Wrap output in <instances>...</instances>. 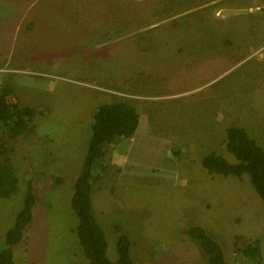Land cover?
<instances>
[{
	"label": "rangeland",
	"instance_id": "1",
	"mask_svg": "<svg viewBox=\"0 0 264 264\" xmlns=\"http://www.w3.org/2000/svg\"><path fill=\"white\" fill-rule=\"evenodd\" d=\"M118 1L0 0V85L21 107L48 108L9 140L19 189L0 198V252L33 182L38 201L13 248L16 264H89L76 232L75 177L97 109L118 101L140 124L111 145L110 169L92 192L109 258L118 260L121 226L137 264H208L187 235L199 225L228 264H257L235 250L237 237L242 246L260 241L264 264V200L251 177L202 166L212 153L238 162L225 144L233 126L264 147V0L196 12L153 4L149 20L141 4L130 18L134 1Z\"/></svg>",
	"mask_w": 264,
	"mask_h": 264
},
{
	"label": "trees",
	"instance_id": "2",
	"mask_svg": "<svg viewBox=\"0 0 264 264\" xmlns=\"http://www.w3.org/2000/svg\"><path fill=\"white\" fill-rule=\"evenodd\" d=\"M200 4L201 1L193 3L195 6H201ZM13 98L16 100L13 90L0 85V198L3 199L16 195L19 189V179L10 158L12 148L9 140L16 141L26 132L32 131L36 118L48 112L47 107H21L18 101L13 102ZM139 119L138 112L132 105L118 101L100 105L94 115L88 151L80 173L76 174L72 196V207L79 222L76 232L89 264H137L131 255V239L123 233L121 226L116 227L118 260L113 262L109 258V241L95 216L92 192L103 172L110 169L107 159L111 154V145L134 136L139 128ZM225 144L227 150L237 158V163H230L222 156L212 153L203 157L202 166L213 174L237 177L249 175L253 187L264 200V147L244 128L238 126L228 130ZM62 181L63 178H56L57 185ZM37 201L34 183L30 182L25 194V205L6 236L7 246L0 252V264H16L13 248L24 240V233L33 220V208ZM187 235L199 242L208 256V264H228L222 246L203 227L190 225ZM241 241L240 237L236 238L235 250L257 264H262L260 241H244L243 246L240 245Z\"/></svg>",
	"mask_w": 264,
	"mask_h": 264
},
{
	"label": "crops",
	"instance_id": "3",
	"mask_svg": "<svg viewBox=\"0 0 264 264\" xmlns=\"http://www.w3.org/2000/svg\"><path fill=\"white\" fill-rule=\"evenodd\" d=\"M119 1H121V0H119ZM119 1L117 2V4L119 3ZM122 1L124 3H126V0H122ZM133 1H134V5L130 6V10H129L130 18H131V16H133V13L135 11H137V9H138L136 7V5L141 4V6L139 7L138 10L140 12H142V10L145 8L146 20H149L151 18L150 13L146 12V11H149L153 7V4L155 5V7H159L158 10L161 13L166 12V10L167 11H169V10L186 11L188 9H191L193 12H196L197 10H201L202 6H215V5H220L222 7L221 10H224L227 6V0H202V1H204V3L200 4L201 6L193 5V2H191L190 0H133ZM197 2L200 3V0H197ZM101 3H103V2H100L99 4H101ZM168 3H169V5H168ZM96 4L97 5L94 7L100 8L97 0H96ZM87 6H90L92 8L89 1H87ZM162 6H164V7H162ZM187 7H189V8H187ZM162 9L164 11H162ZM141 17H142V14L140 15L139 18H141Z\"/></svg>",
	"mask_w": 264,
	"mask_h": 264
}]
</instances>
